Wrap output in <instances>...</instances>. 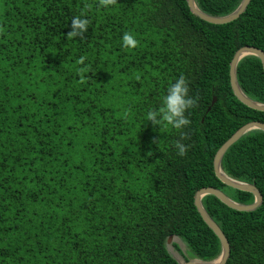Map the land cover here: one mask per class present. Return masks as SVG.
I'll use <instances>...</instances> for the list:
<instances>
[{
	"label": "trees",
	"instance_id": "1",
	"mask_svg": "<svg viewBox=\"0 0 264 264\" xmlns=\"http://www.w3.org/2000/svg\"><path fill=\"white\" fill-rule=\"evenodd\" d=\"M241 1L195 0L212 16ZM77 16L88 29L72 39ZM125 33L135 48L123 46ZM247 46L264 52V0L224 25L195 16L187 0L108 8L99 0H0V264H179L166 247L172 236L186 248L173 244L184 261L216 259L220 241L194 199L214 187L254 201L214 171L228 139L264 123L230 84V63ZM180 75L199 98L183 138L147 116ZM236 75L246 96L264 104L260 59L243 58ZM178 140L188 146L183 157ZM221 168L263 198L250 212L202 199L229 243L226 264H264V132L241 137Z\"/></svg>",
	"mask_w": 264,
	"mask_h": 264
},
{
	"label": "water",
	"instance_id": "2",
	"mask_svg": "<svg viewBox=\"0 0 264 264\" xmlns=\"http://www.w3.org/2000/svg\"><path fill=\"white\" fill-rule=\"evenodd\" d=\"M250 1L251 0H242L236 10H234L232 13L225 15V16H212V15L204 13L203 11L199 9L195 0H187V3H188V6L191 12L195 16L200 18L201 20L207 23H210V24H214V25H224V24L230 23L238 19L246 11L247 6L250 3ZM247 56H254L260 59L263 69H264V52L262 50L256 47H251V46H247V47H243L239 49L235 53L230 63L229 75H230L231 88L233 90L234 95L241 103H243L244 105H246L247 107L251 109L264 112V104L256 102L250 99L248 96H246V94L242 91L237 81V75H236L237 65L240 62V60H242L243 58ZM215 102H216V98H213L211 106L214 105ZM209 110L210 108H208V111ZM253 130H260L264 132V123L250 122L244 125L243 127H241L230 139H228L221 146V148L217 151L214 157V171L218 179H220L222 183H224L225 185L233 189L251 193L254 196L253 203L248 204V205L238 203L232 200L230 197H228L221 190L216 189L214 187H207V188H202L198 190L195 194V199H194L195 206L201 218L203 219V221L218 237L220 241L221 252H220V255L216 259L211 260V261H202L196 258L190 259L188 261H184L183 257L176 250H174V247H173L174 240L178 238L172 236L167 239L166 247L168 251L170 250V248L174 250V252L169 251V253L179 264H226L229 258L230 246H229V243L226 237L224 236L219 226L214 222V220L210 217V215L207 213V211L204 209L202 205V199L205 196H209V195L214 196L217 199H219L223 204L228 206L229 208L234 209L236 211H241V212L254 211L261 205L263 198H262L260 191L256 188L254 184H249V183H245V182L233 179L229 177L228 175H226L221 168V162L227 150L234 143H236L241 137H243L245 134Z\"/></svg>",
	"mask_w": 264,
	"mask_h": 264
},
{
	"label": "clouds",
	"instance_id": "3",
	"mask_svg": "<svg viewBox=\"0 0 264 264\" xmlns=\"http://www.w3.org/2000/svg\"><path fill=\"white\" fill-rule=\"evenodd\" d=\"M115 3L117 0H99L100 6L104 8ZM87 29L88 20L86 18L74 17L68 36L72 39L82 38ZM122 41L125 48H135L139 43L131 33H125ZM198 99V97L193 98L189 95V82L184 75H180L167 88L166 94L162 98V106L158 110L148 112V121L158 126L166 122L165 126L170 125L173 129L180 131L183 138V130L191 123L186 113L197 105ZM175 148L178 156L183 157L187 154L188 146L181 141H176Z\"/></svg>",
	"mask_w": 264,
	"mask_h": 264
},
{
	"label": "rangeland",
	"instance_id": "4",
	"mask_svg": "<svg viewBox=\"0 0 264 264\" xmlns=\"http://www.w3.org/2000/svg\"><path fill=\"white\" fill-rule=\"evenodd\" d=\"M174 243L175 244H177L178 245V247H179V249H181L185 254H186V248H185V246L183 245V243L180 241V240H178V239H175L174 240ZM173 243V244H174ZM175 250V249H174ZM174 250L172 249V248H170V252H174ZM192 259V258H191Z\"/></svg>",
	"mask_w": 264,
	"mask_h": 264
}]
</instances>
